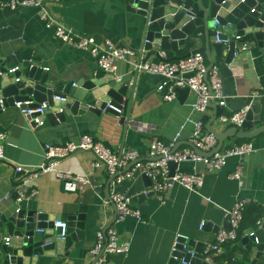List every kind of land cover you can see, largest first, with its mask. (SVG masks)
Returning <instances> with one entry per match:
<instances>
[{"label":"crops","instance_id":"crops-1","mask_svg":"<svg viewBox=\"0 0 264 264\" xmlns=\"http://www.w3.org/2000/svg\"><path fill=\"white\" fill-rule=\"evenodd\" d=\"M8 1L0 0V65L5 63L11 69H21L24 52L31 51L33 63L55 77L57 85L65 87L79 85L100 71L89 53L55 39L52 30H47L41 21L38 9L11 11L5 7ZM48 11L75 32L93 36L97 42L109 39L136 51L142 47L143 28L137 17L127 13L125 0H59L58 4L49 5ZM244 45L247 46L245 51L242 50ZM236 47V54L229 64L226 63L227 49L223 47L221 56L217 57L212 47L206 48L203 35L189 41L187 47L165 53L169 61H176L193 51L204 50L200 54L209 67L213 65L218 69L222 80L226 106L222 108L221 116L229 117L236 113L246 106L250 95L258 92L260 97L254 101L260 104V120L264 124L263 54L249 38L241 39ZM146 55L144 53L143 57ZM135 60L134 57L127 63H114L116 75L134 87L131 109V121L137 124L134 129L131 127L124 132L117 121L110 118L101 120L90 113L73 117L64 111L65 123L51 125L45 119L43 127L33 130L15 108L9 107L0 113V132L6 134L4 160L0 161V210L7 213L36 211L66 224L70 217L78 215L79 209L85 208L83 240L73 245L67 258L43 257L36 264L93 263L95 258L91 251L96 245L97 235L106 233L108 229L104 232L105 229L116 216L115 207L107 198L113 179L104 169L92 167V153L80 151L60 160L56 169L73 176H83L87 178L88 185L65 183L56 179L53 173L43 174L30 185V191L36 192L35 197L18 206L15 201L19 180L14 174V167L37 169L43 163L44 146H63L76 142L84 135L93 137L118 155L136 152L141 161H147L149 145L154 139L169 146L180 134L179 149L187 147L195 129L191 120L201 121L205 133H208L209 124L210 129L217 133L226 129L215 119L217 111L214 106L203 115L192 112L191 105L196 101L192 92L186 94L183 100L177 96L171 103L164 102L157 92L163 79L141 72L136 74ZM156 60L152 56L149 62ZM247 142L252 144V152L242 159H229L217 175L204 173L202 164H180V171H196L203 175L202 188L197 192L175 185L160 200L151 192L144 194L150 187L142 176L120 184L116 191L130 198L131 207L140 213L141 220L128 218L111 226L116 228L122 241L130 242L128 255L112 256L111 264H169L177 236L205 246L213 243L214 229H224L227 213L231 212L237 199H249L251 204L264 210V134L252 141H240L238 145ZM225 145H234V140H228ZM238 167L240 181L231 180L230 175ZM260 222L264 224V218ZM201 223L211 226L207 228L204 225L200 230ZM248 232H243L244 238ZM6 238L9 239L7 234L0 231V252ZM251 244L249 264L253 263L257 253L256 246ZM234 248L233 245L224 246L221 253L230 254ZM221 253L212 259V264H217L215 260ZM233 254L240 256L236 252ZM256 264H264V251Z\"/></svg>","mask_w":264,"mask_h":264},{"label":"water","instance_id":"water-1","mask_svg":"<svg viewBox=\"0 0 264 264\" xmlns=\"http://www.w3.org/2000/svg\"><path fill=\"white\" fill-rule=\"evenodd\" d=\"M125 3L127 13L140 20L144 32L142 47L135 50L137 67L148 62L152 56L157 57L160 52H175L187 47L189 41L199 39L201 35L204 36L206 48L212 47L217 57L221 56L223 47L227 49V64L236 54V38L251 39L264 57V0H125ZM214 32H219V41L227 44H218ZM200 52L205 51H193L189 56ZM30 53L31 51L24 52L21 69L18 68L14 73H11L9 65H0V98L5 109L13 108L16 102H27L33 109L47 104L44 119L51 125L56 122L65 123L64 111H68L73 117L90 113L101 120L110 118L109 120L117 121L124 132L137 126L131 121L134 87L126 81L117 80L112 73L99 71L75 87L57 85L55 77L33 63ZM144 53H147L145 57ZM137 73L139 72L136 71ZM188 93L190 91L187 88L178 90V99L183 100ZM249 105L250 110L239 127L230 126L217 133L210 129L209 124L207 131L217 141L213 151L202 153L189 143L187 147L192 148L202 158H211L228 140L233 139L234 145H238L240 141H252L263 135L260 104L247 99L246 106ZM211 106L217 111V119L221 116L222 109L216 105ZM180 147L176 145L171 153ZM133 165L134 163L129 169ZM177 169L175 163L169 164L171 177ZM142 179L151 186L146 176L142 175ZM151 195L154 196L153 193ZM107 198L110 201L109 195ZM55 223H60V220H51L47 215L36 211L19 210L7 213L0 210V231L9 237L8 244L1 248L0 264H36L43 257L67 258L73 245L78 240H83L85 208L79 209L77 216L68 219L63 238L62 230L56 228ZM114 223L115 220L104 232ZM210 226L205 224L207 228ZM224 229L231 230L228 215ZM214 231L216 234L218 229ZM255 238L259 244L255 247L257 253L252 264H256L264 251V224L255 232L254 237H245L241 244L245 246L254 243ZM204 249L203 243L180 238L169 264H207L204 262ZM102 253L103 251L95 257L92 264L97 263Z\"/></svg>","mask_w":264,"mask_h":264},{"label":"built area","instance_id":"built-area-1","mask_svg":"<svg viewBox=\"0 0 264 264\" xmlns=\"http://www.w3.org/2000/svg\"><path fill=\"white\" fill-rule=\"evenodd\" d=\"M59 0H9L5 3V7L11 11H17L25 8H34L39 10V16L43 21L47 30H52L55 39L64 45L74 48L79 51L89 53L96 61L100 71L104 73H112L116 79L122 80L121 76L116 75L115 61L127 63L134 58L135 50L129 46L121 45L118 42L109 39H101L97 42L93 36L81 35L73 29L54 18L48 11L49 5L58 4ZM219 32H214V37L218 44H227L220 42L218 39ZM240 39L236 38L235 42ZM242 50H247V46H242ZM156 57V56H155ZM154 62H146L137 67L136 71L158 76L163 79L158 86L157 92L161 95L162 100L171 103L177 99V91L189 89L190 92L196 95V101L191 105L193 113L205 114L211 105H216L219 108H225L226 96L223 93V84L220 78L218 69L214 66L209 67L205 57L200 54H194L185 58L169 61L165 52H160ZM18 68L11 70V73L17 71ZM75 87V85H73ZM260 94L258 92L250 95L252 102L258 100ZM62 102L63 99L55 98ZM29 103L16 102L14 107L19 114L25 119L28 126L33 130L44 126V116L47 109V104H42L38 108H30ZM5 110L4 102L0 98V113ZM250 105L245 106L229 117L220 116L217 121L224 127L241 126ZM194 124V132L189 139V144L202 153H209L217 146L215 137L210 133L204 132V125L201 121H190ZM180 134H177L175 139L169 146H164L157 140H152L149 145V159L141 161L136 152L116 154L107 148L103 143L95 140L93 137L84 135L76 142H69L63 146H44L43 163L37 169L26 170L22 167H14L13 171L18 176V187L16 193V205L28 201L35 197L36 192L30 191L31 183L43 174L53 173L59 181L74 185H88L87 178L83 176H73L69 173H63L56 169L58 162L77 152H90L94 156L92 167L96 170L104 169L107 175L114 177L111 183L110 202L116 210L115 224L123 223L128 218L141 220L140 213L131 207L130 198L116 191V188L124 181H132L136 176H146L150 183L149 191L162 200V195L171 190L175 185L182 187L190 192H197L202 188L203 175L196 171L191 173L176 170L173 177L170 176L169 164L175 163L178 167L180 164L190 162L193 164H202L204 173L217 175L222 172L227 164V161L232 158L242 159L248 156L253 146L251 143H243L241 145L225 144L221 150L211 158H202L198 156L192 148L185 147L171 153L172 149L177 145ZM6 141V134L0 132V161L4 160L3 146ZM159 158V159H158ZM134 165L129 169L130 165ZM123 171V173H121ZM241 173L238 167L236 171L230 175L231 180L240 181ZM206 202H210L209 199ZM249 199H237L231 212L227 213L231 230L219 229L215 234L214 242L206 245L203 251L204 262L212 264V259L221 253L222 248L227 243H235L238 239V232L243 219L246 208L251 204ZM17 210L16 212H18ZM205 223H201L199 229L204 228ZM262 222H258L256 230L249 231L247 237H254L256 231L262 228ZM56 228H60L61 238L65 236L66 226L62 223H55ZM177 236L174 242L172 252L178 245L179 239ZM9 239H4V243L8 244ZM259 242L255 238L254 245ZM130 250V242L122 241L118 235L116 228L110 227L106 233H98L96 245L91 254L95 258L103 251L101 257L96 264H111L110 258L116 255L127 256ZM73 264V263H71ZM181 264H184L181 262Z\"/></svg>","mask_w":264,"mask_h":264},{"label":"trees","instance_id":"trees-1","mask_svg":"<svg viewBox=\"0 0 264 264\" xmlns=\"http://www.w3.org/2000/svg\"><path fill=\"white\" fill-rule=\"evenodd\" d=\"M264 218V210L262 207L250 204L243 215V219L240 225V230L238 232V239L235 243H227V245H233L235 248L233 252L239 253V257L231 252L230 254L226 252L225 254L219 255L215 261L217 264H249L250 263V252L253 247L251 243L245 246L240 245L241 241L244 239L243 232L256 230L257 223ZM223 246V247H224Z\"/></svg>","mask_w":264,"mask_h":264}]
</instances>
